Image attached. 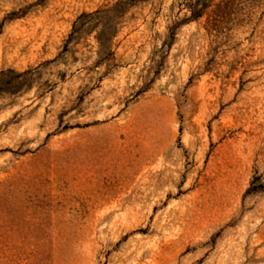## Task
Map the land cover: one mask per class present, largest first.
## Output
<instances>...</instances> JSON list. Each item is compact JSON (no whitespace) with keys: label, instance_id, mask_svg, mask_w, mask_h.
<instances>
[{"label":"rangeland","instance_id":"1","mask_svg":"<svg viewBox=\"0 0 264 264\" xmlns=\"http://www.w3.org/2000/svg\"><path fill=\"white\" fill-rule=\"evenodd\" d=\"M255 242L264 0H0V264H264Z\"/></svg>","mask_w":264,"mask_h":264},{"label":"bare ground","instance_id":"2","mask_svg":"<svg viewBox=\"0 0 264 264\" xmlns=\"http://www.w3.org/2000/svg\"><path fill=\"white\" fill-rule=\"evenodd\" d=\"M142 178V177H141ZM250 250H256L257 251V253L259 254V255H261L262 256V254H263V252H264V243H259V242H255V244H251L250 245V248H249ZM138 251V250H137ZM135 253V252H134ZM133 253V254H134ZM142 253V252H141ZM140 253V254H141Z\"/></svg>","mask_w":264,"mask_h":264}]
</instances>
